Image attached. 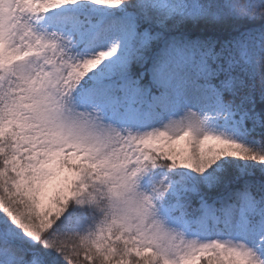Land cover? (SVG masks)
<instances>
[{
  "label": "snow or ice",
  "instance_id": "obj_1",
  "mask_svg": "<svg viewBox=\"0 0 264 264\" xmlns=\"http://www.w3.org/2000/svg\"><path fill=\"white\" fill-rule=\"evenodd\" d=\"M0 264H264V0H0Z\"/></svg>",
  "mask_w": 264,
  "mask_h": 264
}]
</instances>
